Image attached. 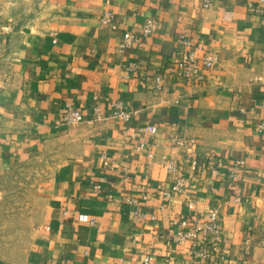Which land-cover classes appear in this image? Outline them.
Masks as SVG:
<instances>
[{
	"label": "crops",
	"instance_id": "obj_1",
	"mask_svg": "<svg viewBox=\"0 0 264 264\" xmlns=\"http://www.w3.org/2000/svg\"><path fill=\"white\" fill-rule=\"evenodd\" d=\"M250 1L0 0V170L59 158L24 197V255L0 264H264V15ZM149 19L157 32L122 48ZM184 38L218 56L205 81L175 77ZM117 100L131 121L113 118ZM68 104L85 122H62ZM179 175L185 191L166 196ZM214 209L222 234L197 259L175 221Z\"/></svg>",
	"mask_w": 264,
	"mask_h": 264
},
{
	"label": "built area",
	"instance_id": "obj_2",
	"mask_svg": "<svg viewBox=\"0 0 264 264\" xmlns=\"http://www.w3.org/2000/svg\"><path fill=\"white\" fill-rule=\"evenodd\" d=\"M248 8L254 14L264 15V0H253L248 3ZM113 21V14L106 12L101 18L103 24H110ZM158 30L157 24L149 19L144 24H142L137 31H128L124 34L121 43L122 48L133 47L140 39L141 36H152ZM183 43L185 46L191 47L189 50H184L181 55L177 58L175 77L180 81L186 82H202L205 81L208 76L213 71L214 65L218 62V56L214 54H209L206 52L199 53L196 48H194L193 41L189 38H184ZM140 66L137 63L132 64L129 67L130 71L139 70ZM166 77L164 74H157L154 76V81L152 88L156 90H161L164 87ZM114 113L113 118L121 121H131L134 118L135 112H128L125 110L124 103L121 100H117L113 103ZM86 118L82 111L79 109L72 108L70 104L66 105L62 113V122L66 125L74 126L85 122ZM140 132H148L151 134L158 133V128L151 124L141 125L139 127ZM181 143L180 140L176 141ZM153 157V154L150 155ZM166 164L170 172L179 173L181 164L177 160L165 157ZM243 163V162H242ZM197 164L196 161L192 162L193 167ZM186 187V180L184 176L179 175L176 182L165 191V195L170 197L176 193H183ZM132 203L136 204L139 199H132ZM82 220L88 221L91 224H95L96 221L88 218V216H83ZM175 223L180 228V233L178 235V240H190L193 242L194 250L192 254L197 259H204L207 255V246L209 245V240L216 242L219 240L222 234L220 212L218 209H214L211 213L204 219H199L194 221V226L189 229V220L184 219L181 221H175ZM211 238V239H210ZM264 247V238H263ZM150 257L146 258V264L150 262Z\"/></svg>",
	"mask_w": 264,
	"mask_h": 264
},
{
	"label": "rangeland",
	"instance_id": "obj_3",
	"mask_svg": "<svg viewBox=\"0 0 264 264\" xmlns=\"http://www.w3.org/2000/svg\"><path fill=\"white\" fill-rule=\"evenodd\" d=\"M54 156L47 152L24 164V168L0 170V256L15 261L24 255V210L31 213L32 209L24 197H37L52 180L59 161ZM28 222L31 230V216Z\"/></svg>",
	"mask_w": 264,
	"mask_h": 264
}]
</instances>
